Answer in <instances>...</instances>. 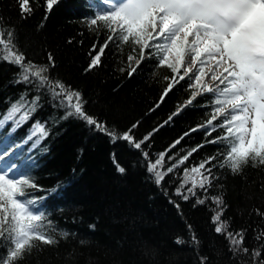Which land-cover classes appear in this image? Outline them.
Returning <instances> with one entry per match:
<instances>
[{"label": "trees", "instance_id": "trees-1", "mask_svg": "<svg viewBox=\"0 0 264 264\" xmlns=\"http://www.w3.org/2000/svg\"><path fill=\"white\" fill-rule=\"evenodd\" d=\"M95 2L59 0L48 12L45 0H31L32 12L22 16L18 0H0V18L15 29L20 51L38 64H48L51 54L54 66L48 75L79 91L87 114L118 134L131 130L135 141L151 134L141 149L122 139L113 142L82 119H64L65 110L55 107L46 91L40 93L41 106L28 122L18 128L11 122L0 127V145H8L10 153L0 163H15L32 177L39 188L28 191L43 198L42 210L56 229V244H37L18 264H202V257L206 264H254L251 251L264 253V166L249 162L233 173L214 161L217 179L207 195L200 189L188 200L176 195L185 167L226 150L223 143L209 142L224 129L204 127L214 107L212 94L184 106L194 90L186 78L164 95L172 73L157 67L154 54L129 76L127 56L138 57L139 49L118 37L108 41L99 66L89 70L91 59L111 35L102 23L89 26ZM18 71L0 61V117L22 93L28 92L29 99L37 95L31 86L15 83ZM37 120L46 123L49 135L33 146L27 138ZM177 140L180 143L172 148ZM193 148L198 151L185 165L160 185L155 183L147 171L149 160L166 152V170ZM212 196L222 197V219L230 231H243L248 254H234L225 234L214 231L212 217L218 209ZM197 199L205 202L198 204ZM177 238L184 243H176Z\"/></svg>", "mask_w": 264, "mask_h": 264}, {"label": "snow or ice", "instance_id": "snow-or-ice-1", "mask_svg": "<svg viewBox=\"0 0 264 264\" xmlns=\"http://www.w3.org/2000/svg\"><path fill=\"white\" fill-rule=\"evenodd\" d=\"M58 3L59 0H45L46 11L51 12ZM18 5L22 16L33 10L31 0H18ZM93 6L97 10L88 21L89 26L102 23L111 35L91 59L89 70L99 66L108 41L118 37L122 43H131L139 49L138 57L127 56L129 76L136 72L146 56L154 54L157 67H166L172 73L164 95L186 78L191 81L189 88L194 90L184 106L193 104L202 94H212L214 107L204 127H211L213 131L224 129L223 135L209 142L223 143L226 150L207 157L198 165L185 167L176 195L188 200L190 195L196 196L197 189L207 195L217 179L213 174V168L217 166L214 161L218 162L219 168H230L233 173H239L249 162L254 167L257 164L264 166V0H96ZM135 50L134 47L132 51ZM0 61L19 69L15 83L31 86L37 93L30 99L28 92L22 93L11 103L6 114L0 117V127L11 122L18 128L28 122L41 106L40 93L46 91L55 101L54 106L65 110L64 119L71 116L82 119L110 136L113 142L122 139L141 149L150 139L151 134L135 141L131 130L118 134L87 114L81 93L48 75L50 67L54 66L51 54L48 64L27 60L18 47L15 29L4 25L2 18ZM218 118L223 119L215 124ZM48 135L46 123L37 120L27 139L36 146ZM179 143L177 140L171 147ZM196 151L198 148L191 149L166 170L167 153H160L155 161L149 160L147 171L160 185ZM9 155L8 145H0V161ZM144 157L148 159L149 153L145 152ZM117 170L125 171L118 164ZM38 188L32 177L20 171L17 164L0 163V246L4 248L0 264H18L37 244L51 246L57 243L56 229L41 207L43 198L28 191ZM211 200L218 209L212 217L214 231L225 234L230 243L229 250L234 254H248L249 249L243 247V231H230L228 222L222 219V197L212 196ZM196 202L203 204L205 200L197 199ZM192 240L198 243L195 236ZM176 243L183 244L184 241L177 238ZM262 254L260 249L251 251L254 264H264V259H260ZM201 261L206 264L207 258L202 257Z\"/></svg>", "mask_w": 264, "mask_h": 264}]
</instances>
